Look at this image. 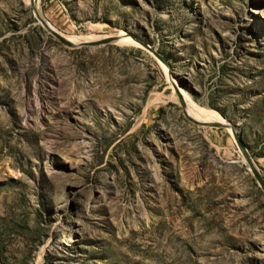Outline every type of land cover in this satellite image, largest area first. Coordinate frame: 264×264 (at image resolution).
I'll return each mask as SVG.
<instances>
[{
    "label": "rangeland",
    "instance_id": "rangeland-1",
    "mask_svg": "<svg viewBox=\"0 0 264 264\" xmlns=\"http://www.w3.org/2000/svg\"><path fill=\"white\" fill-rule=\"evenodd\" d=\"M178 91L264 181V0H0V264H264V186Z\"/></svg>",
    "mask_w": 264,
    "mask_h": 264
},
{
    "label": "water",
    "instance_id": "water-1",
    "mask_svg": "<svg viewBox=\"0 0 264 264\" xmlns=\"http://www.w3.org/2000/svg\"><path fill=\"white\" fill-rule=\"evenodd\" d=\"M35 13L36 15L39 17V19L42 21V23L46 25V23L43 21V19L40 17V14L38 13V11L35 9ZM48 27V26H47ZM50 29V28H49ZM50 31L56 36L58 37L59 39H61L62 41H64L65 43H68V44H71L70 41H68L66 38H64L62 35H60L58 32L54 31L53 29H50ZM110 39H115L114 37H105V38H102V39H97V40H92V41H84V42H81V44H88V45H93V44H97V43H101V42H106ZM143 43V42H142ZM143 45H146L143 43ZM147 46V45H146ZM183 103V102H182ZM192 118V117H191ZM193 119V118H192ZM211 124L213 125H224V126H227V127H232V132L234 134V137L240 147V149L242 150V153L244 154L248 164L250 165L252 171L254 172L256 178L258 179V181L261 183V185L264 186V181L262 180V178L259 176V174L257 173V171L255 170L254 166H253V163H252V160H251V157L249 155V153L247 152L243 142H242V139H241V136L238 135L235 131V127L231 124V123H219V122H211Z\"/></svg>",
    "mask_w": 264,
    "mask_h": 264
},
{
    "label": "bare ground",
    "instance_id": "bare-ground-1",
    "mask_svg": "<svg viewBox=\"0 0 264 264\" xmlns=\"http://www.w3.org/2000/svg\"><path fill=\"white\" fill-rule=\"evenodd\" d=\"M33 1H35V0H32V2ZM110 37V36H109ZM111 37H114V38H121V39H123V38H125L126 39V37H124V35L122 36V37H120V36H111ZM129 37V36H128ZM130 38V37H129ZM88 39H93V38H87V37H85V38H83V37H76V38H70L69 40L70 41H72V42H74V43H80V42H82V41H84V40H88ZM130 40V39H129ZM121 41V40H120ZM123 41V40H122ZM130 42V41H129ZM133 43V42H132ZM178 93V95H179V97H180V99H181V101L183 102V103H185L186 105H187V107L190 109V111L196 116V117H198V118H201V120L202 121H204V122H219V123H221L220 122V120H218L217 118H216V116L214 115V113H212V112H210L209 110H206V109H201V108H199V109H193V107H192V105L191 104H189L186 100H185V98L183 97V95L178 91L177 92ZM184 95H186L185 93H184ZM190 111H188L189 112V114L192 116V114H191V112ZM193 118V117H192ZM194 119V118H193ZM206 120V121H205ZM225 123V122H224ZM228 128H230L231 130H232V127H228Z\"/></svg>",
    "mask_w": 264,
    "mask_h": 264
}]
</instances>
